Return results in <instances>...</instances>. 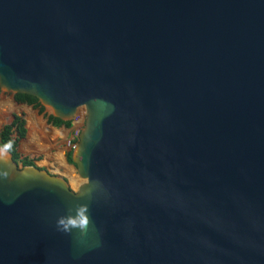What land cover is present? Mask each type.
<instances>
[{"label":"water","instance_id":"95a60500","mask_svg":"<svg viewBox=\"0 0 264 264\" xmlns=\"http://www.w3.org/2000/svg\"><path fill=\"white\" fill-rule=\"evenodd\" d=\"M0 92L85 115L76 193L0 156V264H264V0H0Z\"/></svg>","mask_w":264,"mask_h":264},{"label":"rangeland","instance_id":"374dc122","mask_svg":"<svg viewBox=\"0 0 264 264\" xmlns=\"http://www.w3.org/2000/svg\"><path fill=\"white\" fill-rule=\"evenodd\" d=\"M12 96V93L0 92V128L13 121H22L25 133L15 143L18 154L31 160L33 167L50 177L62 179L69 191L76 193L77 187L84 181L77 178L73 165L66 164L65 155L73 152L84 126L85 115H74L68 121V128H53L41 114H37L36 106L15 103ZM43 114L49 115L44 108ZM11 137L15 138V133ZM58 161L63 162V165Z\"/></svg>","mask_w":264,"mask_h":264},{"label":"trees","instance_id":"16d2710c","mask_svg":"<svg viewBox=\"0 0 264 264\" xmlns=\"http://www.w3.org/2000/svg\"><path fill=\"white\" fill-rule=\"evenodd\" d=\"M12 99L15 103L36 106L37 114H41L43 119H45V122L53 128H57L60 126L64 128L70 127L68 121H61L57 118L52 117L51 115L43 114V107L40 106L37 100L31 96L24 94H14L12 96ZM12 133H15V138L11 137ZM24 133L25 130L23 128L22 121H13L7 125H3L0 128V148H4L6 144L11 143V147L7 151V153L10 155L11 161L16 165H19L20 167L33 166V162L31 160H28L27 158L20 156L16 151L15 143L17 140L22 139L24 137ZM70 155H71V151L65 155V162L68 165H73L70 159Z\"/></svg>","mask_w":264,"mask_h":264},{"label":"clouds","instance_id":"9594fccd","mask_svg":"<svg viewBox=\"0 0 264 264\" xmlns=\"http://www.w3.org/2000/svg\"><path fill=\"white\" fill-rule=\"evenodd\" d=\"M11 147V143L0 149V156L4 155ZM57 228L64 233H70L73 229L79 230V234L84 236L89 230L91 220L87 204H80L75 208V215L60 216L57 221Z\"/></svg>","mask_w":264,"mask_h":264},{"label":"bare ground","instance_id":"6f19581e","mask_svg":"<svg viewBox=\"0 0 264 264\" xmlns=\"http://www.w3.org/2000/svg\"><path fill=\"white\" fill-rule=\"evenodd\" d=\"M73 116H74V115H73ZM56 160H57V159H56ZM60 160H61V159H60ZM56 162H57V161H56ZM58 163H59V161H58ZM59 164L63 165V162H61V161H60V163H59ZM73 183H74V182H73Z\"/></svg>","mask_w":264,"mask_h":264}]
</instances>
